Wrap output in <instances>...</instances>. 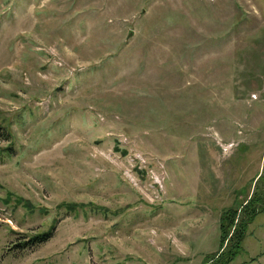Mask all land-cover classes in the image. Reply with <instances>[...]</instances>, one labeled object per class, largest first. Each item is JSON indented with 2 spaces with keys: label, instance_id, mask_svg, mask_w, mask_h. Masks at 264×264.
I'll return each mask as SVG.
<instances>
[{
  "label": "rangeland",
  "instance_id": "1",
  "mask_svg": "<svg viewBox=\"0 0 264 264\" xmlns=\"http://www.w3.org/2000/svg\"><path fill=\"white\" fill-rule=\"evenodd\" d=\"M0 125V264H264V0H0Z\"/></svg>",
  "mask_w": 264,
  "mask_h": 264
},
{
  "label": "trees",
  "instance_id": "2",
  "mask_svg": "<svg viewBox=\"0 0 264 264\" xmlns=\"http://www.w3.org/2000/svg\"><path fill=\"white\" fill-rule=\"evenodd\" d=\"M0 135L6 139H8L9 134L6 133V130H3L2 126L0 125ZM235 211V209H232ZM245 210H247V208H245ZM254 212H256L255 209H253ZM251 211V212H253ZM250 212V211H249ZM229 215V210H226L222 216L220 217V227H221V236H222V241L220 242L221 245L224 244V246L222 247V250L218 252H214V256L216 255V258L213 259L211 262L207 261L208 263L206 264H211L212 262H216V264H227V261L231 258V256L235 253L234 251L230 250V236H228V238H226V235L228 233V230L226 231L224 229V221H226L227 217ZM244 223H246L245 221L241 220L238 225H235V227L233 228V230L231 231V237L233 236L235 240L237 241H241L242 237L244 236V229L243 226L245 225ZM53 234V227L49 228L48 230L42 231V232H38L32 235H28V236H23V238L20 240V242L15 244V247L17 248H21V249H25V248H30L33 247L35 245H39L41 243L46 242ZM226 238V239H225ZM236 241V242H237ZM240 243V242H239ZM218 253V254H216Z\"/></svg>",
  "mask_w": 264,
  "mask_h": 264
},
{
  "label": "water",
  "instance_id": "3",
  "mask_svg": "<svg viewBox=\"0 0 264 264\" xmlns=\"http://www.w3.org/2000/svg\"><path fill=\"white\" fill-rule=\"evenodd\" d=\"M130 33V32H129Z\"/></svg>",
  "mask_w": 264,
  "mask_h": 264
}]
</instances>
